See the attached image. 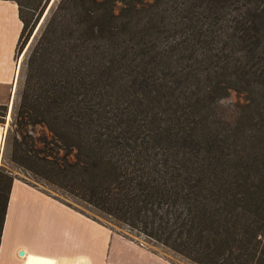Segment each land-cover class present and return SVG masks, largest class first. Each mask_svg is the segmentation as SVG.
Returning <instances> with one entry per match:
<instances>
[{"label": "trees", "instance_id": "1", "mask_svg": "<svg viewBox=\"0 0 264 264\" xmlns=\"http://www.w3.org/2000/svg\"><path fill=\"white\" fill-rule=\"evenodd\" d=\"M13 1L8 161L187 264H264V0Z\"/></svg>", "mask_w": 264, "mask_h": 264}, {"label": "crops", "instance_id": "2", "mask_svg": "<svg viewBox=\"0 0 264 264\" xmlns=\"http://www.w3.org/2000/svg\"><path fill=\"white\" fill-rule=\"evenodd\" d=\"M21 29L16 2L0 0V105L15 98ZM0 264L176 263L16 176L0 238Z\"/></svg>", "mask_w": 264, "mask_h": 264}, {"label": "rangeland", "instance_id": "3", "mask_svg": "<svg viewBox=\"0 0 264 264\" xmlns=\"http://www.w3.org/2000/svg\"><path fill=\"white\" fill-rule=\"evenodd\" d=\"M40 23H41V21L35 27L32 35L29 37V39H27L26 42L21 43V47L15 53V58L17 60V63H19V66H20L19 77L21 74V69L23 66V60H24L25 53L28 49V46L33 41V39L35 37L34 35L36 34ZM22 41H24V39ZM240 99H241V96L238 93H236L234 91H230L229 94L220 101V104L223 107H227V106H230V105L236 103ZM14 102H15V98H14L13 103L12 102L9 103V107L11 106V115H10L11 119H12V111H13ZM6 110H7V105L0 106V114L5 115ZM0 122H4V119H2V117L0 118ZM10 123H11V120H9V124L7 127V133H6V139H5L6 140V147H5V150L3 151V154L0 158V163H1L0 165L4 166L7 171H9L12 175H15L17 177H22V178H25L27 180L32 181L37 186H39L42 189H44L45 191H47L49 194L56 195L60 199L67 201V202H70L72 205L84 210L86 213L91 215V217H95V218L99 219L100 220L99 222H102V223H105V224L111 226V228H113L114 230H117L123 234L124 233L128 234L129 238L136 240L141 245L148 247V248L166 256L167 258L171 259L172 261H175L178 264L185 263V262H183L182 257L177 255L176 253H173L170 250H168V249H166L160 245L159 246L156 244L153 245L154 243L146 241L147 239H145L143 236L137 235V232L135 230H130L127 226H125V225L121 224L120 222L104 215L103 213L99 212L98 210L91 207L90 205H87L86 203L73 198L71 195H67L64 192L55 189L53 186H48L47 184H45L44 182H42L39 179H37V181L32 180L31 177H29L24 172H22L21 169H19L18 167L14 166L12 163H10L8 161V158H7L8 142H11L12 136L14 134L13 127L10 126ZM33 129H34V131L32 132V134H34V135H38L42 131V128L39 126H36ZM73 201H76L77 203H75Z\"/></svg>", "mask_w": 264, "mask_h": 264}, {"label": "built area", "instance_id": "4", "mask_svg": "<svg viewBox=\"0 0 264 264\" xmlns=\"http://www.w3.org/2000/svg\"><path fill=\"white\" fill-rule=\"evenodd\" d=\"M7 105V110L5 112V115L0 114V118L4 119V122H0V158L3 154L4 151V146H5V138H6V133H7V127L9 124V120H11V106L9 107V104ZM3 106V105H0ZM5 106V105H4Z\"/></svg>", "mask_w": 264, "mask_h": 264}, {"label": "water", "instance_id": "5", "mask_svg": "<svg viewBox=\"0 0 264 264\" xmlns=\"http://www.w3.org/2000/svg\"><path fill=\"white\" fill-rule=\"evenodd\" d=\"M22 253H23V251L21 250V251H20V254H22Z\"/></svg>", "mask_w": 264, "mask_h": 264}]
</instances>
